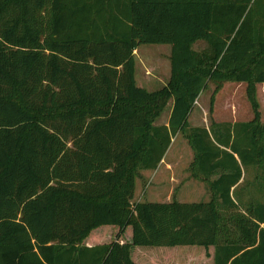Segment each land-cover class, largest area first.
I'll use <instances>...</instances> for the list:
<instances>
[{
	"label": "trees",
	"instance_id": "1",
	"mask_svg": "<svg viewBox=\"0 0 264 264\" xmlns=\"http://www.w3.org/2000/svg\"><path fill=\"white\" fill-rule=\"evenodd\" d=\"M146 44L169 46L168 79L150 92L134 81ZM227 82L245 85L252 118L189 126L200 92L213 86L211 104ZM256 84L264 0H0V264H134L132 248L177 246L264 264ZM177 134L208 200L131 203ZM100 227L114 231L85 246Z\"/></svg>",
	"mask_w": 264,
	"mask_h": 264
},
{
	"label": "rangeland",
	"instance_id": "2",
	"mask_svg": "<svg viewBox=\"0 0 264 264\" xmlns=\"http://www.w3.org/2000/svg\"><path fill=\"white\" fill-rule=\"evenodd\" d=\"M204 47L203 42L192 45L193 50ZM168 45H140L136 50L135 71L137 80L146 67L152 77L157 75L164 82L168 75ZM166 73V75H165ZM160 83V82H159ZM158 82H151V91L159 89ZM213 86L208 85L200 92L187 116L189 126H208L213 122L249 121L252 110L245 97L243 83H223L215 91L212 103L209 97ZM254 98L257 104L259 122L264 123V84H256ZM169 111V102L155 120L154 124H165ZM163 160L155 170H142L134 181L131 203L147 202H195L208 199L206 187L203 183L190 177L188 165L192 159V152L185 138L177 134L171 139ZM106 238H104L105 240ZM147 250V251H146ZM135 255L137 264H206L202 248L198 246H177L173 248H147Z\"/></svg>",
	"mask_w": 264,
	"mask_h": 264
},
{
	"label": "crops",
	"instance_id": "3",
	"mask_svg": "<svg viewBox=\"0 0 264 264\" xmlns=\"http://www.w3.org/2000/svg\"><path fill=\"white\" fill-rule=\"evenodd\" d=\"M136 50L137 48L133 51V56H134V61L136 59ZM167 57H168V54H167ZM168 60V59H167ZM169 65V63H168ZM150 72L149 70L146 68V67H143V70H142V75L140 76L139 78V81L137 80V76H136V71H135V64H134V81H135V85L137 87H140V88H143L145 89L146 91L150 92L151 91V82H155L156 83L160 82V86L162 87L163 85H165L167 79H168V75H169V68H168V75H167V78L164 82H162V79H159L157 77V75H155L154 77H152V75H149ZM166 75V73H165ZM160 87V88H161ZM170 104V103H169ZM170 107V106H169ZM168 115V114H167ZM222 122H226V121H222ZM233 122H247V121H232L230 123H233ZM261 124H264V123H261ZM206 127V126H205ZM166 152V151H165ZM165 154V153H164ZM165 155H163L162 159L164 158ZM160 160V162H161ZM159 162V163H160ZM158 163V164H159ZM158 166V165H157ZM157 168V167H156ZM155 168V169H156ZM154 169V170H155ZM200 182V181H199ZM202 183V182H201ZM207 191V189H206ZM207 194H208V198H209V193L207 191ZM208 200V199H207ZM206 200V201H207ZM200 201H204V200H200ZM195 202H198V201H195ZM114 231L113 228L111 227H100L96 230H93L89 233V235L83 240V244L85 246H92V245H96V244H101V243H105V240L104 238H107L108 234L109 233H112ZM129 235L127 234L125 236V238H128ZM139 248H132L131 251H130V258L131 260L134 262V264H137V262L135 261V255H137L139 252H142L141 250H138ZM204 250H202V252H200L202 255H203V258H204V262L206 261V264H212V259H211V255H212V248H208L206 253L208 254L207 256L204 255ZM205 264V263H204Z\"/></svg>",
	"mask_w": 264,
	"mask_h": 264
}]
</instances>
